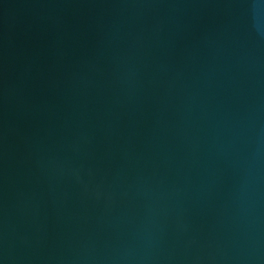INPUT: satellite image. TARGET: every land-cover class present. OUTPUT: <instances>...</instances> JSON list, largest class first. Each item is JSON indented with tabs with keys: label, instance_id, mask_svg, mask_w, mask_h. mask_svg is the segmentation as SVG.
<instances>
[{
	"label": "water",
	"instance_id": "obj_1",
	"mask_svg": "<svg viewBox=\"0 0 264 264\" xmlns=\"http://www.w3.org/2000/svg\"><path fill=\"white\" fill-rule=\"evenodd\" d=\"M0 264H264V0H0Z\"/></svg>",
	"mask_w": 264,
	"mask_h": 264
}]
</instances>
